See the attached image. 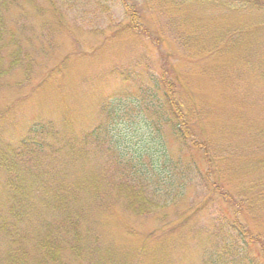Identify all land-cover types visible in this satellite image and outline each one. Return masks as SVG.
I'll return each mask as SVG.
<instances>
[{
  "label": "trees",
  "instance_id": "16d2710c",
  "mask_svg": "<svg viewBox=\"0 0 264 264\" xmlns=\"http://www.w3.org/2000/svg\"><path fill=\"white\" fill-rule=\"evenodd\" d=\"M202 1L203 6L210 7L215 2ZM233 1L264 9V0H222L219 4L233 9ZM15 2L0 0V89L9 82L6 76L20 67L24 50L3 16ZM97 3L105 10V0ZM163 4L164 8L169 6L164 11L166 27L189 53L214 56L217 66L209 70L221 71L228 87L234 69L239 79L249 74L247 68L252 70L250 62L264 63L255 46L251 49L254 60L247 55L249 51L238 48L243 43L252 47L256 35L264 30V22L247 19L237 25L226 23L225 27L211 28L204 20L207 15L192 14L197 0H163ZM125 9L126 14L130 13L129 20L118 26L135 36H149L147 27L136 24L144 18L142 8L134 4ZM223 17L227 22L226 15ZM10 46L15 48L10 50ZM24 52L26 61L31 60L30 51ZM229 55L236 56L232 59L236 68L228 66ZM30 60L27 64H32ZM137 60L136 70H122L120 75L126 80L144 77L138 85L139 98L169 129L175 150L170 149L169 138L157 123L144 120L141 112L131 113L125 104L111 99L102 103L101 117L87 129H77L65 113L58 120L37 117L21 137L13 140L3 137L0 122V174L7 201L5 208L0 207V235L8 246L5 256H0V264H83V254L89 250L98 253L101 233L95 227H100V221L109 213L110 194L122 190L111 193L105 189L108 182L99 171H82L84 160L102 146L108 148L109 155H115L117 163L129 166L138 179L139 187L131 195L142 198V209L157 202L161 206L175 204L194 184L196 190L205 192L204 205L216 202L219 211L213 226L206 227L200 264H264L263 119L244 112L245 97L241 96L238 108L242 113L235 115L239 136L231 142L224 128L205 129L208 115L218 106L177 95L169 70L161 67L156 73L144 57ZM141 65L143 73L137 70ZM255 68L262 67L256 64ZM160 195L163 199L157 201ZM245 213L250 220L257 219L256 229L240 219ZM189 222L183 225L189 227ZM91 239L98 243L88 249Z\"/></svg>",
  "mask_w": 264,
  "mask_h": 264
},
{
  "label": "rangeland",
  "instance_id": "374dc122",
  "mask_svg": "<svg viewBox=\"0 0 264 264\" xmlns=\"http://www.w3.org/2000/svg\"><path fill=\"white\" fill-rule=\"evenodd\" d=\"M98 1L102 0H16L11 10L3 12L8 27L15 30L18 45L30 51L32 57L29 59L32 64H27L30 62L26 61L22 49L20 67L6 76L9 82L0 89V122L5 139L21 137L37 117L58 120L64 113L77 129H87L99 120L100 107L109 99L125 104V109L131 113L141 112L144 120L157 123L169 138V129L139 98L138 85L144 77L126 80L120 75L122 70L125 73L132 68L136 70L137 59L142 60V57L156 73L161 72V67L169 70L176 83L177 95L218 106V110L208 115L206 130L224 128L228 134L226 138L235 142L239 136L235 129V115L242 113L238 108L241 96L246 98H243L244 112L261 117L264 123L263 62H250L251 71L242 67L249 74L244 73L238 79V70L233 62L236 56H227L228 66L236 68L227 80L230 82L228 87L220 75L221 71L209 70L217 66L214 56L201 57L189 53L176 34L166 27L164 11L169 6L164 8L163 0H127V3L105 0V10L99 7ZM200 1L197 0L192 14L198 17L207 15L204 20L211 28H221L226 23L237 25L247 19L264 22L262 8L233 1L231 9L220 6L222 0H214V6L210 7L203 6ZM226 1L229 3L231 0ZM134 4L142 8L144 16L140 22L136 20V24L147 27L149 36H135L118 26L128 22L130 13H125V7ZM225 15L227 22L225 17L221 18ZM254 39L258 42L254 41L252 47L244 43L237 46L244 52L249 51L250 60L255 58L251 50L254 46L255 51H259L257 55L264 57V30L259 31ZM14 48L10 46L9 49ZM256 64L262 67L258 68L259 71ZM143 68L141 65L137 70L143 73ZM54 69L58 71L53 73ZM190 89H195L194 94L189 92ZM168 141L170 149L175 150L170 138ZM82 171H99L108 182L106 190L122 189L121 192L111 191L115 196L110 194L108 197L111 204L109 213L100 221V227H95L101 233L99 251L96 255L90 250L83 254V264L201 263L206 227L213 226L219 211L216 202L203 204V190H196L194 184L175 204L161 206L162 203L157 202V205L142 209V198L131 195L134 188L139 187L138 179L131 174L129 166L117 163L115 155H109L105 146L84 160ZM3 180L0 174V207L5 208ZM195 182L194 179L192 184ZM160 199L163 196L157 197V201ZM240 219L256 229L257 219L252 221L247 214L241 215ZM186 221H190L189 227L183 225ZM261 229L264 233V224ZM6 241L0 235V256L2 253L5 256ZM97 243L91 239L88 249Z\"/></svg>",
  "mask_w": 264,
  "mask_h": 264
}]
</instances>
